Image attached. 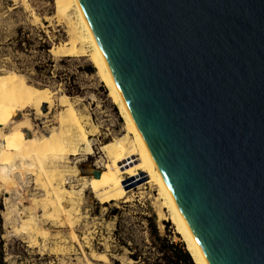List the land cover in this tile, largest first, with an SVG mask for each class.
Segmentation results:
<instances>
[{
	"label": "water",
	"instance_id": "95a60500",
	"mask_svg": "<svg viewBox=\"0 0 264 264\" xmlns=\"http://www.w3.org/2000/svg\"><path fill=\"white\" fill-rule=\"evenodd\" d=\"M209 264H264V0H78Z\"/></svg>",
	"mask_w": 264,
	"mask_h": 264
},
{
	"label": "rangeland",
	"instance_id": "374dc122",
	"mask_svg": "<svg viewBox=\"0 0 264 264\" xmlns=\"http://www.w3.org/2000/svg\"><path fill=\"white\" fill-rule=\"evenodd\" d=\"M24 1L0 0V74L19 73L33 86L49 88L75 101L87 129L97 127V132L90 136L96 153L87 158L80 152L65 165L78 167L79 171L76 176L67 177L71 185L67 183L66 188L83 191L80 192L83 202L80 211L78 214L72 212L75 220L78 219L74 229L46 222L48 235H39L36 247L26 245L24 236L14 232L12 224L4 222L8 195L0 190V264H62L61 260L70 264H103L90 260L87 254L92 252L107 255L110 264H195L166 211L159 215L153 204L156 193H150L147 185L135 186V195L128 202L106 205H101L93 197L91 185L82 187L80 178L91 177L87 171L90 168L127 177L138 161V154L131 135L124 129L123 118L89 56L59 58L51 53L52 47L69 40L66 22L56 12L55 0ZM54 108L50 112L52 119L54 113L62 110L57 105ZM28 113L11 121L9 133L13 139L45 146L62 141L77 143L79 136L74 130L54 121L40 125ZM54 127L58 128L57 134L52 131ZM114 137L122 143L124 160L107 167L99 148ZM27 177L29 186L24 189L25 193L28 197H40L42 192L35 189L32 179ZM24 205L29 204L24 202ZM71 235L77 239L72 240ZM43 244L57 248L59 254L47 252L43 255L40 252Z\"/></svg>",
	"mask_w": 264,
	"mask_h": 264
},
{
	"label": "bare ground",
	"instance_id": "6f19581e",
	"mask_svg": "<svg viewBox=\"0 0 264 264\" xmlns=\"http://www.w3.org/2000/svg\"><path fill=\"white\" fill-rule=\"evenodd\" d=\"M23 3L26 5L25 1ZM55 3L56 12L66 22L69 40L52 47L51 53L59 58L89 56L101 81L108 89L112 102L122 116L124 129L131 135L132 144L138 154V161L127 177L114 176L111 171H95L90 168L87 171L91 177L80 178L82 187L87 188L91 185L93 197L101 205H106L113 202H128L135 195L133 193L135 186L140 187V183L147 185L150 193H156L153 204L159 215L162 216V211H166L169 220L185 242L194 263L209 264L124 102L78 0H55ZM55 105L57 108L60 106L62 110L54 113L52 119L50 112ZM26 112H30L28 114L40 125L54 121L59 126L74 130L79 136L77 143L62 141L45 146L27 144L13 139L12 134L9 133L11 121ZM86 124L75 101L68 96L62 93L57 94L49 88L35 87L19 73L0 74V190L8 195L3 219L7 225L12 224L14 232L24 236V242L30 247L37 246L39 235L47 237L46 222L56 227L60 224L68 229H74L78 219L75 220L72 212L78 214L77 212L80 211L83 203L80 192L83 191L74 192L66 188V184H69L67 177L76 176L79 171L78 167L65 165L70 162L71 157L75 158L81 153L87 158L96 153L90 136L97 132V127L93 128L90 124L93 130H88ZM57 130L56 127L52 129L55 134ZM99 152L107 167H110L113 162L121 164L124 160L122 143L115 137L100 145ZM27 176L32 179L35 189L42 192L40 197H28L25 193L24 189L29 180ZM24 202H28L29 205L25 206ZM70 238L77 239L75 235H71ZM59 251L61 252L60 249ZM40 252L43 255L47 252L53 255L59 254L57 248L46 247L45 244L40 246ZM88 255L93 262L110 264L107 255L103 253L92 252ZM61 262L70 264L64 260Z\"/></svg>",
	"mask_w": 264,
	"mask_h": 264
},
{
	"label": "trees",
	"instance_id": "16d2710c",
	"mask_svg": "<svg viewBox=\"0 0 264 264\" xmlns=\"http://www.w3.org/2000/svg\"><path fill=\"white\" fill-rule=\"evenodd\" d=\"M65 58H69V57H65ZM186 257H187L188 260H190V256H189V254L187 252H186Z\"/></svg>",
	"mask_w": 264,
	"mask_h": 264
}]
</instances>
